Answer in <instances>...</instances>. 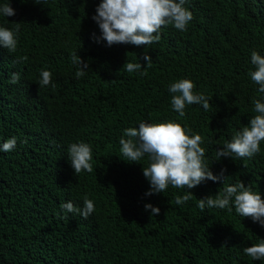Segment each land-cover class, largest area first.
Listing matches in <instances>:
<instances>
[{"label": "trees", "instance_id": "16d2710c", "mask_svg": "<svg viewBox=\"0 0 264 264\" xmlns=\"http://www.w3.org/2000/svg\"><path fill=\"white\" fill-rule=\"evenodd\" d=\"M100 2L0 0L15 11L0 15V27L20 23L16 52L0 46V144L17 138L12 151H0V264H264L243 252L264 239V227L234 208L197 207L225 178L251 183L264 199V141L252 158L216 156L255 115L252 101L264 102L248 74L251 53L264 56V0H186L187 30L164 26L158 43L140 47L96 41L91 17ZM73 53L89 64L83 77ZM146 54L151 67L141 75ZM126 62L142 69L129 73ZM42 69L52 83L39 87ZM12 73L17 84L8 82ZM179 79L195 84L208 110L186 105L180 117L172 109L168 88ZM169 121L199 134L206 165L214 175L223 170L221 182H202L181 205L175 198L187 189L146 196L148 157L133 163L120 152L126 128ZM80 142L92 148L93 171L75 176L68 146ZM85 196L95 206L87 219L59 207H82Z\"/></svg>", "mask_w": 264, "mask_h": 264}, {"label": "clouds", "instance_id": "9594fccd", "mask_svg": "<svg viewBox=\"0 0 264 264\" xmlns=\"http://www.w3.org/2000/svg\"><path fill=\"white\" fill-rule=\"evenodd\" d=\"M46 0H35L41 4ZM186 0H101L95 9V15L91 19L98 25L101 35L93 37L97 42L106 41L110 47L114 44H130L136 47L149 46L158 43L160 30L164 26L172 25L176 30L186 31L187 25L193 19L192 12L184 7ZM0 15L11 17L15 15L14 9L9 3L0 6ZM15 30L0 27V46L9 53L17 50V33L20 23H14ZM27 57L19 58L18 62L27 61ZM71 62L77 67L76 77L86 75L90 68L88 62L82 60L76 53L71 54ZM147 62L144 71L140 63L126 62L123 69L129 73L140 71L141 75H147L146 69L151 67L152 58L144 56ZM251 63L255 70L248 74L252 82L258 85V92L264 93V56L258 52L251 53ZM39 87L52 83V73L48 70H40ZM20 80L19 73H12L10 84H17ZM55 85H53L54 87ZM195 84L189 79H179L169 85L168 91L172 94L171 107L179 114L185 116L186 105H202L208 110L210 102L203 94L194 93ZM254 116L249 118L247 126L236 131L231 140L222 148L216 150L218 160L225 158H252L260 152L261 142L264 141V102L260 99L252 101ZM190 129H185L179 123H146L140 122L138 127H129L124 130V136L120 138V152L133 163L147 156L149 164L143 167L142 172L149 182L150 190L146 196L163 193L169 186L173 188L187 189L180 197L175 198L177 205L184 204L193 198L190 190L199 186L206 180L221 182V174L214 175L205 163V149L201 147L204 142L199 134H190ZM124 137H127L125 139ZM17 143L16 137H11L0 144V151H12ZM92 148L89 144L80 142L68 146V161L74 170L75 176L82 171L91 173L93 166L91 161ZM218 189L214 196L198 199L197 207L203 211L207 208L225 209L242 218H250L254 223L264 227V199L260 192L253 191L251 183L245 186L239 180L235 184L225 183ZM61 210L80 215L87 219L94 210V202L87 196L83 199L82 207H74L71 201L62 203ZM145 210L151 211L152 217L160 213L158 207L145 204ZM224 247V246H222ZM245 255L254 261L264 260V239L250 247L243 248Z\"/></svg>", "mask_w": 264, "mask_h": 264}]
</instances>
